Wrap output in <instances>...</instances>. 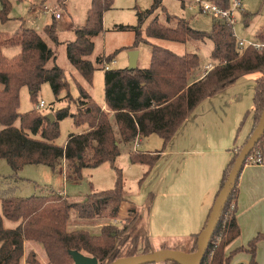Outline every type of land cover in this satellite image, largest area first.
Here are the masks:
<instances>
[{
	"label": "trees",
	"instance_id": "1",
	"mask_svg": "<svg viewBox=\"0 0 264 264\" xmlns=\"http://www.w3.org/2000/svg\"><path fill=\"white\" fill-rule=\"evenodd\" d=\"M113 1L91 0L84 24L76 27L74 38L65 43L68 62L88 84L94 70L104 71L105 109L94 102L90 93L76 80L78 96L72 98L67 91L63 98H58L63 90H68L64 69L56 64L48 67L49 62L55 60V52L35 29L23 24L22 18H18L20 25L14 33L0 31V160L7 162L13 174L27 164H42L54 170L62 161L66 179L79 180L83 169L95 168L103 163H109L116 172L113 188L92 191L80 202L70 201L66 195L53 191L27 197L10 195L7 190L0 191V264H21L23 257L25 264H42L34 250L30 249L25 254V241L41 244L48 264H73L70 250L96 257L98 264L155 252L146 228L139 226L140 211L134 203H128L123 194L121 170L114 165L120 153L116 134L124 143H133L138 137L156 134L165 146L202 100L225 90L250 73L259 74L252 97L254 127L258 123L264 103V47L259 51L252 47L242 50L236 45L229 24L213 21L209 30H198L191 27L185 18L166 12L161 6L162 0H152L148 9L136 12V25L114 26L117 30L134 32V41L127 47L129 50H134L140 42L150 46L149 66L104 69V64L114 59L117 50L90 59L94 50L92 39L103 32V13L112 8ZM64 2L56 0V6L63 8ZM212 2L225 9L230 6L231 0ZM180 3L183 7L185 0H180ZM11 7L10 0H0V22L11 19ZM158 8L165 13L166 22L175 20L176 25L168 26L154 16L142 30L145 21ZM56 28L54 22L44 28L46 36L53 43H59ZM142 32L145 36H142ZM254 38L264 42V23L255 32ZM153 39L176 43L208 39L212 42L209 54L212 67L201 78L188 82V75L199 67V55L196 52L178 54L153 43ZM12 46H19L20 51L8 58L3 54L2 47ZM45 82L49 83L56 100L66 101L65 106L52 113L54 120L49 119L48 113L34 108L19 113L21 87H27L31 102L37 104V94ZM71 104L75 105V111H71ZM67 117L71 118L75 127L82 129L69 133L65 143L60 146L55 143L59 135V121ZM263 144L264 133L249 155L260 152ZM238 152L233 154L223 170L216 197ZM157 157V153L133 151L130 161L151 167ZM238 177L219 212L200 264H230L233 254L242 250L250 253V263L255 264L256 243L264 238V233L253 237L247 248L239 247L228 255L224 251L240 234L235 213ZM150 203L151 197L146 200L145 207L148 208ZM124 204H127L128 216L120 218L119 211ZM71 210H75L84 220L104 216L110 220L98 222L97 233L87 228L68 230ZM3 218L19 223L15 228H5ZM113 219L119 221L120 226L113 224ZM198 237L199 234H192L187 242L178 243L171 249L193 252L197 249ZM189 241L190 246H185ZM166 248L162 244L158 251ZM163 264L185 263L167 260Z\"/></svg>",
	"mask_w": 264,
	"mask_h": 264
},
{
	"label": "crops",
	"instance_id": "2",
	"mask_svg": "<svg viewBox=\"0 0 264 264\" xmlns=\"http://www.w3.org/2000/svg\"><path fill=\"white\" fill-rule=\"evenodd\" d=\"M24 1L29 3V10L25 17L20 16L24 25L29 23V27H36V31H38V26H40L45 36L44 28L52 22L56 24L58 32L63 27V25L59 26L57 22V19L61 20L63 18V14H61L60 8L56 6V0ZM48 1L50 3H47ZM90 1L65 0V7L63 8L67 11V14L64 15L62 22H64L67 31L74 34V29L84 24ZM35 2H40L37 6L38 9ZM77 5L80 6L83 14H85V16L83 15L85 18L82 19L81 23L75 24L76 20L73 19L69 10H75ZM45 6L59 12V17L56 18L54 13L45 12ZM185 6L182 8L184 9ZM118 7L119 4L116 0L112 8L103 13L105 25L112 26L110 28L103 27L101 39L106 32L120 31L115 29L114 26L123 24L116 22H113V24L106 23L107 12L116 10ZM193 8L189 7V9ZM164 17L162 19L164 24L171 27L176 25L175 20L166 22ZM179 17L184 18L183 16ZM243 17L245 19L243 20V25L248 27L251 15L244 14ZM260 20L261 22L257 23L258 25L254 32L264 23V16ZM18 23L19 26V20ZM212 23L213 21L211 25ZM46 38L48 37L46 36ZM252 39L255 38L253 37ZM43 40L53 50L52 42L49 44L48 40L44 38ZM159 40L161 39H153L151 41ZM205 41L202 42L204 43ZM126 51L130 52L129 49ZM99 54L107 55L102 48L97 55ZM126 58L128 59L129 57L126 56ZM137 62L138 56L136 65ZM212 62L209 58L206 65H211ZM110 64H116L115 58L109 63V68H112ZM204 67L201 69L203 73L205 72ZM258 76V73L243 75L230 87L202 100L165 146H163L162 139L155 134L138 137L133 143L122 142L120 136L116 134L120 153L115 161L122 155L120 146H128L124 153L126 165L130 170L139 169L140 173L136 181V187L125 191L122 184L123 194L127 202L134 203L144 216L148 237L156 251L164 243L168 244L166 245L168 248H173L174 245L186 241L192 234H199L198 241L200 240L216 199L223 170L228 165L233 154L240 150L254 129L252 97L255 80ZM101 106L105 109V104ZM81 129V127H77L76 132L81 131ZM133 151L157 153L158 157L151 167L141 163L134 164L130 161V154ZM260 153L262 156L261 163H245L240 171L235 199V213L240 234L225 247V255L239 247L247 248L248 242L253 237L264 233V144L261 146ZM63 167L64 162L62 161L53 171L57 170L59 176L65 182ZM3 190H7L6 192L10 193L12 186L2 183L0 191ZM57 193L65 195L62 191H57ZM149 197H151V203L146 208L145 202ZM126 205L124 204L120 208L119 216L126 211ZM6 221L9 222L8 225ZM114 222L118 221L115 219ZM18 223L19 221L13 222L3 218L5 228H15ZM40 246L42 247L41 244L25 241L24 252L26 254L28 250H34L37 258L44 264L45 262H42L40 258V255L42 256ZM254 261L255 264H264V238L256 243ZM238 263L251 264L250 254L246 250L233 254L230 264ZM21 264H25L24 257L21 260Z\"/></svg>",
	"mask_w": 264,
	"mask_h": 264
},
{
	"label": "rangeland",
	"instance_id": "3",
	"mask_svg": "<svg viewBox=\"0 0 264 264\" xmlns=\"http://www.w3.org/2000/svg\"><path fill=\"white\" fill-rule=\"evenodd\" d=\"M37 1V0H35ZM116 2V0H114ZM113 1V3H114ZM212 1V0H209ZM232 1V0H231ZM11 2V11L10 17L11 19L7 22H0V31L8 34H12L18 28V18L25 17L27 11L29 10V3L28 1H18V0H10ZM20 2V3H19ZM242 2V16L240 14L236 17V23L233 27L235 36L238 39L243 40H250L254 37L255 29L257 27V23L261 22L262 16H264V0H241ZM47 3H50L48 1ZM81 3V2H80ZM119 7L116 10H111L107 12V20L106 23L116 22L119 24L127 25V26H134L136 25V12L137 11H144L148 9L152 3V0H117ZM40 4V2H35L36 7ZM186 5V4H185ZM161 6L171 15L174 16H183L186 20L189 21V25L198 30H209L211 28L212 17L208 14L202 13L198 10V7L193 6V9H189V6L186 5L183 9L180 3V0H162ZM32 7V6H31ZM30 7V8H31ZM38 9V7H37ZM260 10L257 14L256 12ZM61 14H67V11L64 8H60ZM71 12L73 19L76 20L75 24L81 23L82 19H84L85 14L80 9V6H76L75 10ZM244 14H250V22L249 26L245 27L243 25ZM84 15V16H83ZM156 16L158 21L163 23L162 19L165 16V13L160 9H156L151 17H149L148 21L144 24V26L149 23L151 18ZM63 18L61 20L57 19L59 26H62L59 29V32L56 28V34L58 37L59 43H53V50L55 52V60L53 62H49L48 67H52L54 64L62 67L64 69V75L68 82V90H63L58 98H63L67 91L71 95L72 98H76L78 96V88L76 85L75 80H79V83L90 93L94 102L99 105H103L104 103V81L103 75L104 71L102 69L94 70L91 78V83L88 84L81 75L76 71V69L68 62L66 57V46L65 43L67 41L72 40L74 34L70 31H67L65 28ZM165 18V17H164ZM247 19V18H246ZM25 26L29 27L30 24L27 23ZM112 25H105V18L103 19V27H111ZM142 26V30L144 29ZM36 29V27H33ZM38 34L43 37L44 39L48 40L49 44L51 41L46 38L43 34L42 29L38 26ZM142 36L144 32H142ZM94 50L90 55V59H93L96 56L100 49L104 51L106 54L115 53V60L116 64L111 65L112 68H125L128 66V56L129 52L126 50L128 49L133 41H134V32L132 30H120V31H111L106 32L101 39V34L97 37H94ZM155 44L164 46L176 53H183V52H196L200 57V64L198 69L194 70L190 75H188V82H192L196 80L198 76H200L202 72V68L204 65L207 64L209 61V54L212 49V42L208 39L206 41L200 42H187L186 44L182 43H175L171 41H155ZM138 52V62L137 67L139 68H146L149 66L150 63V47L148 44L144 42H140L137 47L134 49ZM20 49L19 46H12V47H2L3 54L8 57L12 58L17 53H19ZM131 51V50H130ZM201 70V71H200ZM206 72V71H205ZM205 72L202 76L205 75ZM195 75V76H194ZM200 76L199 78H201ZM198 78V79H199ZM44 101V107L40 109H36V105L39 101ZM37 104L32 103L29 97V92L26 86H22L19 91V113H25L33 108L38 110L41 113H53L55 110L63 107L66 105V101L63 100H56L51 87L48 82H45L41 85L40 91L37 94ZM71 111H75V105H70ZM18 122H16V125ZM114 129L117 132L116 127ZM77 127L74 126L73 121L71 118L67 117L59 121V135L55 140L57 145H63L67 139V136L71 132H76ZM156 135V134H155ZM158 136V135H157ZM159 137V136H158ZM128 146L121 145L120 149L122 155L115 161V167L121 170L122 175V184L125 191H129V189L136 187V181L140 175L139 169L130 170L125 161V151ZM135 164V163H134ZM64 172H65V166ZM89 169V170H88ZM91 169V170H90ZM83 178L81 180H73V179H65L64 182L63 178L59 176L57 170L53 171L48 166L42 164H27L22 167L16 174H13L12 170L10 169L9 165L4 159L0 160V185L2 183L5 185H11L12 190H10V195L13 196H22L27 197L31 195H41L47 194L49 192H57L62 191L65 193L67 198L73 202H80L83 201L86 196L92 191H99L110 189L114 187L116 172L114 168L109 163L101 164L98 167L93 168H85L82 170ZM64 195V194H62ZM127 207V205H126ZM127 209V208H126ZM1 214V209H0ZM128 216L127 210L123 212L120 218H124ZM129 216H132L130 214ZM109 218L104 216L101 219H91V220H84L81 219L75 210L70 211V217L67 223L68 230L80 229V228H87L92 233H97L99 231V227L96 226L98 222H109ZM113 224L120 226V222L111 221ZM8 225L9 222L6 221ZM139 226L145 227V220L144 216L141 214V218L139 220ZM187 242V241H184ZM191 241L186 243L185 246L189 247ZM164 245H168L164 243ZM175 246V245H174ZM42 262L47 263V259L45 256V252L42 249ZM153 248V247H152ZM245 248V247H243ZM155 250V248H153ZM245 250L238 251L244 252ZM233 252V251H232ZM236 252V253H238ZM248 252V251H247ZM249 253V252H248ZM235 254V253H234ZM250 254V253H249ZM233 257V256H232ZM232 259V258H231Z\"/></svg>",
	"mask_w": 264,
	"mask_h": 264
},
{
	"label": "water",
	"instance_id": "4",
	"mask_svg": "<svg viewBox=\"0 0 264 264\" xmlns=\"http://www.w3.org/2000/svg\"><path fill=\"white\" fill-rule=\"evenodd\" d=\"M137 56H138V52L136 50H131L129 52L127 68H135L137 66L136 65ZM48 117L51 121L54 120L52 113H48ZM263 133H264V103L258 123L252 130L246 142L240 148L238 155L235 158V161L229 171L227 179L214 201L205 228L201 234V238L198 241L197 249L195 251L184 252L177 249L166 248L160 251H155L151 254H138L133 256L120 257L113 260L109 264H146V263L163 264L167 260H178L185 264H200L206 252L208 244L210 242L211 236L213 234L219 212L225 205L228 196L235 185L236 179L246 162L247 157L249 156L253 147L260 140ZM69 255L73 260V264H98V260L96 257L85 256L76 250H70Z\"/></svg>",
	"mask_w": 264,
	"mask_h": 264
},
{
	"label": "built area",
	"instance_id": "5",
	"mask_svg": "<svg viewBox=\"0 0 264 264\" xmlns=\"http://www.w3.org/2000/svg\"><path fill=\"white\" fill-rule=\"evenodd\" d=\"M185 4L188 5L190 8L193 6L198 7V10L200 12L211 16L212 21L222 22V23L224 22V23L229 24L233 30L234 36H235V32H234L233 27L236 23V17L238 14L242 16V12L244 11L242 8L241 0H232L230 2V6L225 9L209 0H185ZM44 8H45V12L54 13L56 18L59 17L60 15L59 12L54 11L51 7L45 6ZM235 39H236V45L242 50L247 47H252L255 50L259 51L264 47V42L257 41L256 39L243 40V39L236 38V36H235ZM211 67L212 65L210 64L205 65L204 67L205 71L207 72ZM108 68H109V64H104V69H108ZM44 105H45L44 101L41 100L36 105V109H40L44 107ZM246 160H248L249 163L259 164L262 162L261 153L257 152L255 155H251V156L249 155Z\"/></svg>",
	"mask_w": 264,
	"mask_h": 264
}]
</instances>
